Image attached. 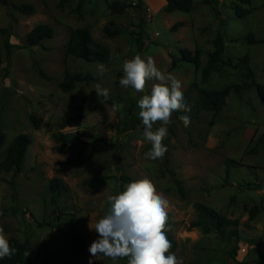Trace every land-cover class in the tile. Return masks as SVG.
Masks as SVG:
<instances>
[{
  "label": "rangeland",
  "instance_id": "obj_1",
  "mask_svg": "<svg viewBox=\"0 0 264 264\" xmlns=\"http://www.w3.org/2000/svg\"><path fill=\"white\" fill-rule=\"evenodd\" d=\"M11 1L32 4L36 13L25 15L0 5V164L16 137L28 134L32 139L14 182L13 173L0 172V226L8 239L27 242L37 264H127L126 258L113 262L91 257L88 249L98 234L88 225L106 213L108 196L124 190L122 177H147L170 201L167 232L177 245L170 251L183 264H264V106L254 85H264V0H194L190 13H167L164 0ZM114 1L131 7L115 14L108 7ZM41 24L54 28V38L31 47L27 35ZM107 26L122 33L109 38ZM83 27L110 51L102 76L101 63L68 54L71 32ZM219 31L227 62L203 83L202 71ZM140 32L142 50L137 43ZM7 37L13 44L8 71ZM183 49L199 53L200 68L181 59ZM136 54L145 60L152 56L161 71L180 80L191 107L188 127L179 120L185 113L173 112L163 140L168 151L155 161L144 156L151 145L143 140L137 106L154 81L144 93L119 84L123 62ZM173 58L178 60L175 68ZM67 72L87 80L64 92L59 84ZM97 84L109 89L108 98L97 95ZM226 87L232 90L219 114L196 111L199 89ZM32 116L38 118L39 129ZM66 119L71 121L62 127ZM160 126L154 124L153 130ZM61 135L72 141L63 146ZM54 177L66 185L57 207L48 189ZM101 177H108L105 184H84ZM176 180L182 182L184 195ZM197 203L238 220V234L230 237L233 228L226 229L225 236L190 229ZM255 206L261 211L252 220ZM71 227L85 237V252L75 253L66 236Z\"/></svg>",
  "mask_w": 264,
  "mask_h": 264
},
{
  "label": "clouds",
  "instance_id": "obj_2",
  "mask_svg": "<svg viewBox=\"0 0 264 264\" xmlns=\"http://www.w3.org/2000/svg\"><path fill=\"white\" fill-rule=\"evenodd\" d=\"M107 68L99 64L98 72L104 75ZM123 76L119 84L131 88L134 93H144L149 81L150 94L142 95L138 101V116L143 124V140L151 148L144 156L152 161L163 159L168 149L163 140L168 135L173 112H184L179 116L185 127L191 123V107L187 104L181 81L173 74L161 71L152 56L143 59L136 54L122 65ZM98 96L108 98L109 89L97 84ZM115 106V105H114ZM162 126L153 130V125ZM109 207L95 224L89 222V229L98 234L88 251L91 257L127 259V264H183V260L170 251L171 241L167 238L168 209L170 201L158 193L154 183L147 177L134 180L124 186L117 195L108 196ZM16 249L10 245L4 229L0 226V260L11 259ZM91 264V261H90Z\"/></svg>",
  "mask_w": 264,
  "mask_h": 264
},
{
  "label": "trees",
  "instance_id": "obj_3",
  "mask_svg": "<svg viewBox=\"0 0 264 264\" xmlns=\"http://www.w3.org/2000/svg\"><path fill=\"white\" fill-rule=\"evenodd\" d=\"M68 0H63L65 3ZM246 2H250L249 0H245ZM167 5L165 7V11L167 13H174L177 11L190 13L194 9V0H166ZM0 5L4 7L14 8L25 15H33L36 13V8L32 4H22L18 5L13 3L11 0H0ZM108 7L115 14H123L128 8L131 7L130 4L120 1L110 2ZM141 6V3L139 4ZM216 9V7H215ZM78 11H81V6H79ZM248 12H244L243 14H247ZM242 15V14H241ZM243 16V15H242ZM144 23V18H142L140 25ZM182 23H177L174 28H178ZM104 32L107 37L114 38L119 36L122 33L121 29L105 27ZM55 30L52 26L41 24L33 28L27 35L28 45L31 47L38 46L42 41L54 38ZM137 43L139 49L142 50L144 43L142 41V32H140ZM6 48L8 50L7 55V68L9 70V65L11 64V56H12V48L13 44L10 42V37L6 39ZM67 51L69 55L81 58L90 63H103L108 64L110 60V51L109 49L98 43L94 40L91 31L88 27H83L80 29H76L71 32L70 39L67 46ZM181 59L185 62L193 63L196 68H200L201 66V58L199 53L193 54L192 51L188 49H183L181 51ZM227 62L226 60V45L225 39L222 31H219L216 38L213 40V51L209 53L208 61L206 66L202 71V81L203 83H207L211 78L212 74L220 69L222 65ZM229 63H232V60H228ZM178 65V60L173 58L172 67L175 68ZM87 78H83L79 75L72 74L67 72L63 81L59 84V87L64 92H70L77 87V84L83 81H86ZM258 93V96L261 100L262 105L264 106V85L254 84ZM232 87H226L222 90H204L199 89V95L196 101V111H208L213 112L215 114H219L227 105V99L231 93ZM110 103H116L115 101H110ZM71 119H66L62 123V127H66L70 123ZM32 122L36 129L40 128V123L37 117L32 116ZM4 140V135L1 136L0 145H2ZM60 140L62 141V145L66 146L70 143V139L66 136L61 135ZM263 140V137L260 141ZM32 139L28 134H20L18 137L14 139L9 148L7 149L6 156L2 163L0 164V172L5 173H13V182L18 176L24 166L25 158L27 155V151L29 146L31 145ZM171 174L174 175V172L171 170ZM108 180V177L101 178H90L85 180L84 184L90 187L96 185L105 184ZM135 179L130 176L122 177V181L125 184H128ZM12 182V183H13ZM178 185V189L182 195H184V190L182 187V182L176 180ZM49 192L51 194V203L52 205H58V198L60 194L65 191L66 185L64 181L59 177H54L49 183ZM123 189L120 191L122 192ZM197 210V219L190 224V229L200 228L203 233L210 234L213 232H217L222 236L226 235V229L233 228L230 233V237L238 234L237 227L239 226L238 220H231L228 217L220 214L215 209L202 204L197 203L195 205ZM261 211V208L255 206L251 209V219H255ZM5 213H3L4 215ZM42 225H47L43 223ZM50 225V224H48ZM167 225H171L169 221H167ZM167 238L172 243V249H176V242L172 238V236L167 232ZM66 236L74 243L75 253H83L86 250V239L80 234L74 227H71L68 232H66ZM10 245L16 249V253L14 256L9 258H4L0 260V264H37L30 256L29 253L31 251V247L27 242H22L17 237L9 238ZM237 251V248H236Z\"/></svg>",
  "mask_w": 264,
  "mask_h": 264
},
{
  "label": "crops",
  "instance_id": "obj_4",
  "mask_svg": "<svg viewBox=\"0 0 264 264\" xmlns=\"http://www.w3.org/2000/svg\"><path fill=\"white\" fill-rule=\"evenodd\" d=\"M164 2L167 3L166 0H164Z\"/></svg>",
  "mask_w": 264,
  "mask_h": 264
}]
</instances>
